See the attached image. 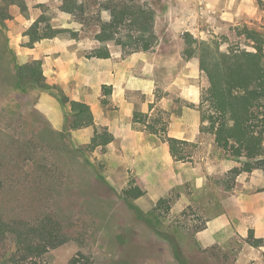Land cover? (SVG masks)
Returning a JSON list of instances; mask_svg holds the SVG:
<instances>
[{
	"label": "rangeland",
	"instance_id": "1",
	"mask_svg": "<svg viewBox=\"0 0 264 264\" xmlns=\"http://www.w3.org/2000/svg\"><path fill=\"white\" fill-rule=\"evenodd\" d=\"M102 1L86 0L81 7L83 11L75 10L73 13V21L82 25L79 32L82 36H94L96 39L100 23L109 21L108 12L98 10V3ZM119 1H130L153 11L152 30L155 36L168 33V25L175 23L172 33L182 37L183 60H190L193 65L198 63V59L195 55L189 58L185 53L187 46L183 34L188 33L199 41L217 40L223 49L236 41L233 31L235 27H247L244 24L226 22L203 0ZM255 4L258 9L263 8L256 0ZM43 17L45 21L41 28L50 25V18L46 15ZM263 22L264 20L260 23ZM258 24L248 27L257 28ZM223 37L228 41H223ZM167 44H171L175 51L180 49V42L176 39ZM13 55L0 41V215L6 221L23 220L30 224L48 217L60 225L61 232L69 241L49 250L42 258L44 264H66L77 253L85 257L80 259L83 264L264 262V254L260 250L264 239H256L254 230L244 231L242 226L235 223L227 232L221 228L214 235L206 234L202 232L206 216L199 211L201 205L194 203L183 210L174 209L172 212L178 196L184 192L182 186L170 189L162 197L167 202L158 204L160 199L153 200L152 197L156 195L145 191L134 179L128 177L124 181L125 174L122 171L117 173L116 178H108L109 173L99 160V152L86 148L89 142L80 143L81 137L76 139L72 132L59 135L64 129L54 130L49 120L40 112L38 107L43 95L48 94L58 100L62 91L47 83L46 79V90L45 86H25L19 89L8 66L22 61L20 58L14 59ZM175 58L179 65L183 63L178 57ZM176 74L177 71L172 75L170 73L169 77H176ZM200 82L199 100L195 105L199 112L204 111L200 102L202 93L207 88V80L202 72ZM62 94L65 95L63 92ZM159 95H163V92L157 88L156 96ZM169 95L176 106L182 105L174 91ZM65 97L71 101L70 97ZM68 112L69 106L66 104L59 111L60 118L65 121ZM156 119L159 122L155 126L160 129V119L166 120V113L158 112ZM202 125L201 121V127ZM201 134L202 145L185 148L189 157L185 161L175 160L174 162H178L176 165L193 164L199 160L202 147H208L210 141L214 142L212 135ZM83 139L86 140V137ZM213 153L215 158L211 161L212 164L209 162L212 166L234 163L237 168L241 167L225 151L216 147ZM230 171L224 175L207 177L215 186L217 196L227 197L229 191L226 193L225 190L230 186L234 187L233 180L236 176L230 174ZM250 173H241L239 179L244 180L246 177L249 180L248 183L245 179L253 197H264V172L254 170ZM241 186L242 182L239 180L235 190H240ZM220 189L224 192H219ZM211 191L210 188L209 193ZM255 240H261L262 243L255 246ZM9 247V244H4L1 250ZM0 264H4L1 257Z\"/></svg>",
	"mask_w": 264,
	"mask_h": 264
},
{
	"label": "crops",
	"instance_id": "2",
	"mask_svg": "<svg viewBox=\"0 0 264 264\" xmlns=\"http://www.w3.org/2000/svg\"><path fill=\"white\" fill-rule=\"evenodd\" d=\"M203 1L226 22L244 24L247 28L259 23L257 28L250 29H264V22L260 23L264 20V0H261V10L255 0ZM20 3L23 12L16 2L6 7L10 19L0 22L2 45L22 63L40 61L47 83L55 85L71 101L86 104L93 125L71 132L76 139L81 137L80 143L90 142L94 132H107L111 136L108 144L94 149L95 153L99 152L108 178H116L122 171L124 181L128 177L134 179L145 191L156 195L153 200L161 199L170 189L180 185L184 192L180 193L171 211L183 210L194 203L201 205L199 211L206 216L203 233L214 235L221 228L227 232L238 223L244 231L254 230L256 239H264V197L250 194L247 178L239 179L243 173L231 181L234 187L225 190L226 193L229 191L227 197L217 196L215 186L207 179L212 175L227 174L238 167L237 164L212 166L216 145L210 141L208 147H202L199 160L176 165L178 162H174L167 142L162 140L168 137L199 146L203 140L200 112L195 106L201 90V71L198 63L193 65L190 60H183L182 37L172 33L175 23L168 25V33L156 34V42L150 50L135 51L110 42L103 43L94 36H82L79 33L82 25L73 21V14L61 10V0H20ZM42 15L50 18L49 26L57 33L27 47L28 37L24 31ZM174 39L180 42L179 51L167 44ZM102 48L107 49L108 58L94 56V51ZM175 57L183 63L179 65ZM8 68L11 76L14 75V64ZM175 71L177 76H171ZM157 88L163 95L156 96ZM172 91L182 105L174 104L169 95ZM38 108L54 130L64 129L65 121L59 115L63 107L58 100L45 94ZM160 111L166 113L167 118L163 135L161 132L151 134L143 124L133 121L134 114H140L147 116V124H154ZM239 180L242 186L236 191ZM196 195L200 197H194ZM260 250L264 254V245Z\"/></svg>",
	"mask_w": 264,
	"mask_h": 264
},
{
	"label": "trees",
	"instance_id": "3",
	"mask_svg": "<svg viewBox=\"0 0 264 264\" xmlns=\"http://www.w3.org/2000/svg\"><path fill=\"white\" fill-rule=\"evenodd\" d=\"M0 22L10 19L6 7L20 0H0ZM61 10L73 14L75 10L83 11L82 4L86 0H61ZM258 5L261 0H256ZM99 11H107L109 21L101 22L95 38L103 43H113L121 47H129L135 51H148L156 42L152 30L154 12L130 1L103 0L98 3ZM40 16L26 31L27 47L45 38L53 37L57 32L44 22ZM125 28L128 31H123ZM236 41L220 47L217 40L199 41L185 33L184 42L187 46L185 53L190 58L195 55L200 71L207 80V88L202 93L200 111L202 133L213 136L218 149L225 151L229 157L236 159L241 165L233 168L230 174L237 176L254 170L264 172V29L255 30L247 27H235ZM75 35V34H73ZM223 41H228L223 37ZM14 54V53H13ZM98 58H108L107 49L94 51ZM15 59V56H14ZM14 78L17 87H44L45 78L42 74L40 61L17 63L14 65ZM47 87L45 86L44 90ZM49 89V88H48ZM58 101L62 107L69 106L68 116L65 117L64 130L61 134H69L93 125L86 104L68 101L60 92ZM146 115L134 114L133 121L141 123L151 134L165 132L166 122L161 121V128L146 123ZM167 142L170 154L176 161H185L189 155L185 148H197L196 144L163 137ZM112 140L107 132L96 133L86 145L89 151L98 146H105ZM0 180V189H1ZM166 199H160L158 204H165ZM252 233L250 232V237ZM69 239L61 232L60 225L50 218H42L30 224L23 220L6 221L0 215V257L4 264H44L43 257L49 250L67 243ZM262 243L255 240L254 245ZM4 244L10 247L1 250ZM85 259L81 253L70 258L66 264H83Z\"/></svg>",
	"mask_w": 264,
	"mask_h": 264
}]
</instances>
